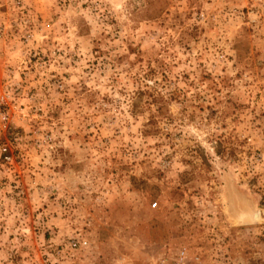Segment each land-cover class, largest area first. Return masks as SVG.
I'll return each mask as SVG.
<instances>
[{
	"label": "rangeland",
	"instance_id": "obj_1",
	"mask_svg": "<svg viewBox=\"0 0 264 264\" xmlns=\"http://www.w3.org/2000/svg\"><path fill=\"white\" fill-rule=\"evenodd\" d=\"M1 82L0 264H264V0H0Z\"/></svg>",
	"mask_w": 264,
	"mask_h": 264
},
{
	"label": "built area",
	"instance_id": "obj_2",
	"mask_svg": "<svg viewBox=\"0 0 264 264\" xmlns=\"http://www.w3.org/2000/svg\"><path fill=\"white\" fill-rule=\"evenodd\" d=\"M1 87H0V125L2 126L3 129H8L12 127L13 120L11 117V112H10V102H11V97H10V91H9V84L8 83H3L1 82ZM16 140V139H15ZM0 156L2 159L10 161L12 159V155L9 151V148L7 147L6 144H2L0 146ZM78 242L74 241L72 242V246H77Z\"/></svg>",
	"mask_w": 264,
	"mask_h": 264
},
{
	"label": "water",
	"instance_id": "obj_3",
	"mask_svg": "<svg viewBox=\"0 0 264 264\" xmlns=\"http://www.w3.org/2000/svg\"><path fill=\"white\" fill-rule=\"evenodd\" d=\"M254 212H258V211H253V210H249V209H241L237 212L236 216L239 220H241L242 216H249V217H253V213ZM259 213V212H258ZM260 216V214H259ZM255 220H258V219H252V222L255 221ZM241 222V221H240Z\"/></svg>",
	"mask_w": 264,
	"mask_h": 264
},
{
	"label": "bare ground",
	"instance_id": "obj_4",
	"mask_svg": "<svg viewBox=\"0 0 264 264\" xmlns=\"http://www.w3.org/2000/svg\"><path fill=\"white\" fill-rule=\"evenodd\" d=\"M253 214H255L254 216L257 218L258 214H256V213H253ZM252 219H253V217L251 218L249 216H244V217L242 216L241 221L242 222H248V221H251Z\"/></svg>",
	"mask_w": 264,
	"mask_h": 264
}]
</instances>
